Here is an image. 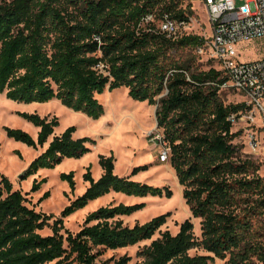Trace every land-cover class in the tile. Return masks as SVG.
I'll list each match as a JSON object with an SVG mask.
<instances>
[{
	"label": "trees",
	"instance_id": "trees-1",
	"mask_svg": "<svg viewBox=\"0 0 264 264\" xmlns=\"http://www.w3.org/2000/svg\"><path fill=\"white\" fill-rule=\"evenodd\" d=\"M192 14L183 0H0V92L19 103L59 99L94 119L104 114L96 95L106 91L125 87L133 100L157 105L158 127L171 145V166L193 218L201 220L202 233L198 237L187 219L177 234L166 230L145 246L140 264H214L216 258L264 264V243L255 229L264 217V177L261 165L235 143L240 132L233 131L230 119L249 107L225 104L220 92L228 79L213 67L195 66L200 36L173 39L159 28L166 15L183 19ZM147 15L155 21L145 23ZM23 116L40 127L38 139L10 127L8 136L34 148L49 143L24 178L81 158L91 151L88 143H95L75 138V126L55 135L57 117ZM99 163L102 176L95 180L88 168L84 178L90 185L52 223L51 215L30 207L27 197L0 175V264H111L101 259L104 251L154 237L168 213L133 226L123 219L145 203L101 206L87 215L80 231L62 232L65 218L112 192L173 196L169 186L116 175L114 155H100ZM146 168H134L132 175ZM74 176V171L61 175L73 190ZM44 182L36 181L33 190ZM46 228L51 235L41 234ZM129 261L124 256L114 264Z\"/></svg>",
	"mask_w": 264,
	"mask_h": 264
},
{
	"label": "rangeland",
	"instance_id": "rangeland-1",
	"mask_svg": "<svg viewBox=\"0 0 264 264\" xmlns=\"http://www.w3.org/2000/svg\"><path fill=\"white\" fill-rule=\"evenodd\" d=\"M199 23L207 21L206 12L199 10ZM237 52L243 61H254L264 57V37L237 45ZM212 62L199 55L195 66L201 70H208ZM127 90V91H126ZM221 99L225 104L246 102L245 97L233 89H221ZM96 97L104 106V114L94 119L84 112L75 111L55 99L46 103H19L10 100L0 92V175L7 177L15 190H20L26 197L30 207L37 211L51 215V223L61 217L62 211L72 201L80 197L90 185L84 176L90 168L96 179L102 176L103 170L99 163L100 155L115 156V174L119 177L132 175L134 168L147 167L134 175V181L147 183L153 186H169L173 191L172 197L164 196H136L125 193L112 192L109 195L90 202L83 209L64 219L63 233L68 230L77 233L83 227L87 215L101 206L111 203L127 205L145 203V208L129 217H123L127 225L146 223L162 214H169L167 223L154 235L151 240L142 241L134 246L117 250H106L101 256L111 264L124 256L130 257L127 264H140L143 258L140 252L152 240L169 230L172 234L179 232L181 224L192 219L195 225V234L201 236V220L192 216L189 205L183 197V188L172 168L170 161L161 162L156 148L148 141V135L155 130L163 132L158 127L156 109L149 101H135L129 96V89L120 88L115 91H106ZM23 114H38L42 118L57 117L59 125L56 134L64 132L71 126L76 127V137H89L95 143L89 142L91 151L81 158L67 159L55 168H45L37 174L24 178L26 171L35 157L45 147L28 146L23 142L10 138L7 128H18L30 133L36 140L40 127L23 116ZM234 132H240L235 143L242 148L244 155L261 165L260 175L264 177V123L261 118L255 121L243 113L234 123ZM74 171L75 189L61 175ZM128 177V176H127ZM46 179L39 190L34 191V183ZM1 182V177H0ZM1 186V183H0ZM49 192L50 196L42 200ZM257 238L264 243V217L256 222ZM41 234L51 235L50 228L44 229ZM192 254L203 253L193 250ZM228 258H216L214 264H228Z\"/></svg>",
	"mask_w": 264,
	"mask_h": 264
},
{
	"label": "built area",
	"instance_id": "built-area-1",
	"mask_svg": "<svg viewBox=\"0 0 264 264\" xmlns=\"http://www.w3.org/2000/svg\"><path fill=\"white\" fill-rule=\"evenodd\" d=\"M199 16V10L206 12L207 21L199 23L194 14L183 19L166 15L160 22L161 32L178 39L198 35L203 44L197 53L212 62L211 67L221 71L228 80L221 89H233L241 93L249 107L244 113L255 121L258 117L264 123V57L254 61H243L237 52V45L264 37V0H183ZM153 15H147L144 22H154ZM240 115H243L241 113ZM237 115L230 119L235 123ZM148 141L158 150L161 162H169L171 145L164 133L155 130L148 135Z\"/></svg>",
	"mask_w": 264,
	"mask_h": 264
},
{
	"label": "crops",
	"instance_id": "crops-1",
	"mask_svg": "<svg viewBox=\"0 0 264 264\" xmlns=\"http://www.w3.org/2000/svg\"><path fill=\"white\" fill-rule=\"evenodd\" d=\"M62 133H63V132H62ZM62 133L56 134V130H55V135H60V134H62ZM74 136H75V134H74ZM75 138H81V137H76V136H75ZM48 145H49V143H47V144L44 146V147H45L44 150L41 151L39 154H41L42 152H44V151L46 150V148L48 147ZM39 154H38V155H39ZM38 155H37V156H38ZM37 156H36V157H37ZM36 157H35V158H36ZM66 160H67V159H66ZM66 160H65V161H66ZM63 162H64V161H63ZM102 170H103V169H102ZM102 174H103V173H102ZM127 176L129 177V176H131V175H127ZM127 176H126V177H127ZM100 177H101V176H100ZM100 177H99V178H100ZM134 177H135V176H131V179L133 180ZM99 178H96L95 180H98Z\"/></svg>",
	"mask_w": 264,
	"mask_h": 264
},
{
	"label": "bare ground",
	"instance_id": "bare-ground-1",
	"mask_svg": "<svg viewBox=\"0 0 264 264\" xmlns=\"http://www.w3.org/2000/svg\"><path fill=\"white\" fill-rule=\"evenodd\" d=\"M127 91V90H126ZM4 95V94H3Z\"/></svg>",
	"mask_w": 264,
	"mask_h": 264
}]
</instances>
